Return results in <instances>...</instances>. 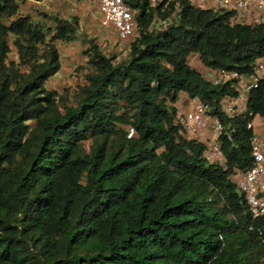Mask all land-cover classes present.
Instances as JSON below:
<instances>
[{
	"label": "trees",
	"instance_id": "16d2710c",
	"mask_svg": "<svg viewBox=\"0 0 264 264\" xmlns=\"http://www.w3.org/2000/svg\"><path fill=\"white\" fill-rule=\"evenodd\" d=\"M24 1L0 0V264H264V215L252 219L234 179L251 165L252 130L220 107L236 81L215 84L188 62L251 74L264 22L233 23V12L192 0H128L137 35L127 57L115 62L85 37L93 71L61 109L46 81L78 18L43 14L45 27L18 14ZM180 92L224 125V165L206 162V146L176 123ZM247 110L264 127V81Z\"/></svg>",
	"mask_w": 264,
	"mask_h": 264
},
{
	"label": "built area",
	"instance_id": "2783aa9c",
	"mask_svg": "<svg viewBox=\"0 0 264 264\" xmlns=\"http://www.w3.org/2000/svg\"><path fill=\"white\" fill-rule=\"evenodd\" d=\"M170 0H149L151 5L164 4ZM193 5L220 9L234 13V17L247 24L264 22V0H192ZM97 9L104 26L115 29L120 42L137 35V20L135 9L128 0H97ZM242 23V24H243ZM165 24L155 18L151 26L161 27ZM246 81L242 83V78ZM235 80L237 94L225 97L220 102L221 110L229 117L246 119V128L252 130L250 138V152L252 162L242 173L234 176L238 190L244 194L252 219L264 215V137L254 128V116L247 110V96L251 88L256 87L259 81H264V58H259L253 65L252 73L239 75L236 71L215 69L211 73V82L217 84ZM189 109L177 112L175 121L189 136L201 133L206 129L212 131V138L203 152L206 162L217 165L225 164V156L220 145V136L225 134L224 125L218 117L209 113L210 106L197 97L188 98ZM133 130L129 129L127 138L132 137Z\"/></svg>",
	"mask_w": 264,
	"mask_h": 264
},
{
	"label": "rangeland",
	"instance_id": "374dc122",
	"mask_svg": "<svg viewBox=\"0 0 264 264\" xmlns=\"http://www.w3.org/2000/svg\"><path fill=\"white\" fill-rule=\"evenodd\" d=\"M18 14L29 15L31 19L41 21L45 27H53L50 19L43 14L57 15L69 19L73 16L78 18L79 30L70 42L57 41L55 44L60 54V69L46 81V88L57 91L59 94L58 104L62 109L64 105L73 106L77 101V92L86 84V75L93 71L87 62L84 49L87 47L85 37L93 38L102 52L113 57L118 62L127 57L129 43L133 37L120 42L114 28L102 25L101 17L97 9V0H26L20 4ZM6 23L0 18V24ZM11 51L8 61H18L14 46L9 41ZM189 58L192 66L200 65L198 56ZM92 140L87 139L82 144L83 152L88 153Z\"/></svg>",
	"mask_w": 264,
	"mask_h": 264
},
{
	"label": "crops",
	"instance_id": "0c3cea01",
	"mask_svg": "<svg viewBox=\"0 0 264 264\" xmlns=\"http://www.w3.org/2000/svg\"><path fill=\"white\" fill-rule=\"evenodd\" d=\"M233 23H243L240 21V18L237 16H235L233 18ZM243 24H247V23H243ZM194 54H191L188 56V62H189V58L192 57L193 59L195 58ZM189 64L191 65V63L189 62ZM192 66V65H191ZM193 68H195L196 70H198L202 76L207 79V80H211V73L212 70L203 66L202 63L200 62V65H196V66H192ZM246 81V77L244 76L242 78V83H244ZM174 106L177 109V112H183L189 109V104H188V96L186 95V93L180 92L178 95V98L174 104ZM254 128L255 131L261 135L262 137H264V127H263V122L262 119L258 116H256L254 118ZM191 138L196 139L199 143L207 146L209 141L212 138V131L210 129H206L204 131H202L201 133H198L196 135H192Z\"/></svg>",
	"mask_w": 264,
	"mask_h": 264
}]
</instances>
